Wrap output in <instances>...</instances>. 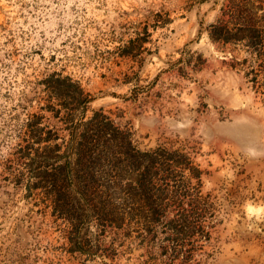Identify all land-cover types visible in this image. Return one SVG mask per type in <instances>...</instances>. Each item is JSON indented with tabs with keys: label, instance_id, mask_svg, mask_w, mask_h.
Masks as SVG:
<instances>
[{
	"label": "rangeland",
	"instance_id": "374dc122",
	"mask_svg": "<svg viewBox=\"0 0 264 264\" xmlns=\"http://www.w3.org/2000/svg\"><path fill=\"white\" fill-rule=\"evenodd\" d=\"M66 76L90 95L84 118L56 91ZM96 112L90 139L104 127L198 169L167 163L148 198L126 179L102 198L156 215L53 213L56 166L92 167L101 195L130 173L124 155L70 156ZM0 264H264V0H0Z\"/></svg>",
	"mask_w": 264,
	"mask_h": 264
},
{
	"label": "trees",
	"instance_id": "16d2710c",
	"mask_svg": "<svg viewBox=\"0 0 264 264\" xmlns=\"http://www.w3.org/2000/svg\"><path fill=\"white\" fill-rule=\"evenodd\" d=\"M215 32H211L210 38L216 42L223 39L226 42H232L239 35H244V38H248L249 30L246 26L241 27L239 32L233 33L232 31H226L222 28L215 27ZM53 74L50 78H52ZM64 86H56V91H72V96H67V103L63 104L68 108L70 104L75 105V109L81 112V116L84 118L87 105L91 102L89 94L85 93V89L82 87L79 81H74L70 76H66L63 79ZM60 98V96H58ZM69 100V101H68ZM61 109L56 110V115H60ZM98 112L88 121L81 122L75 125L73 134H78L81 129V141L77 144H71L70 156L76 157V162L82 160L91 161L94 168L101 165V163L109 157H117L118 155H124L125 160L128 162L126 167L130 169V173L119 174L115 176L113 180V190L109 188L103 195L96 192L94 189L95 184L98 182L96 174L91 171V168L84 169L83 175L75 173V169L72 167V162L68 161L65 164L56 166L55 172L49 174L47 178L43 180L48 185V198L50 199L51 206L53 207V213L60 217L72 220L79 216H90L88 209L81 207V204H85L88 207L93 208L92 211H97L98 214H106L110 217L111 222L117 225L118 228H123L127 220H132L136 212L148 213L149 215H156L157 210L154 208H122L120 211L118 207L114 206L113 202L102 201L105 196L107 199H113L115 195L119 193L116 189L119 185L118 180L126 179L128 181L127 189L132 197L148 198V194L151 193V185L154 178L158 175L160 170H166L165 168L172 162L176 167H182L183 170L190 169L192 171H198L197 168H190L187 164H184L179 159H189L188 154L181 150L167 151L162 147L142 150L133 144V142L126 137H118L112 131L110 132L103 127L96 131L95 139H90L91 125L98 117ZM117 130V129H115ZM120 134V133H119ZM109 136V137H108ZM108 137V138H107ZM50 139H45L49 141ZM56 144L54 148H59ZM46 149L53 148L51 145H46ZM169 155L166 157L165 155ZM168 163V164H167ZM166 165V166H165ZM124 167V166H123ZM123 167L121 169H123Z\"/></svg>",
	"mask_w": 264,
	"mask_h": 264
}]
</instances>
